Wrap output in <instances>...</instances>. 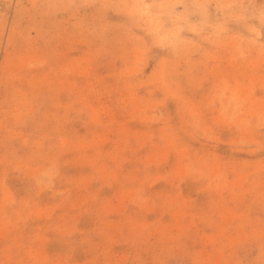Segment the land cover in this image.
I'll return each mask as SVG.
<instances>
[{"label":"rangeland","instance_id":"obj_1","mask_svg":"<svg viewBox=\"0 0 264 264\" xmlns=\"http://www.w3.org/2000/svg\"><path fill=\"white\" fill-rule=\"evenodd\" d=\"M0 264H264V0H0Z\"/></svg>","mask_w":264,"mask_h":264}]
</instances>
